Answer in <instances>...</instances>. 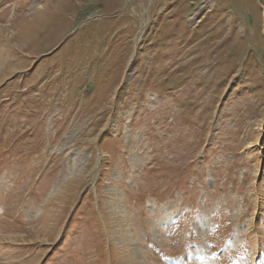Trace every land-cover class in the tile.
<instances>
[{"label":"rangeland","instance_id":"obj_1","mask_svg":"<svg viewBox=\"0 0 264 264\" xmlns=\"http://www.w3.org/2000/svg\"><path fill=\"white\" fill-rule=\"evenodd\" d=\"M0 264H264V0H0Z\"/></svg>","mask_w":264,"mask_h":264},{"label":"bare ground","instance_id":"obj_2","mask_svg":"<svg viewBox=\"0 0 264 264\" xmlns=\"http://www.w3.org/2000/svg\"><path fill=\"white\" fill-rule=\"evenodd\" d=\"M73 166H75V165H73Z\"/></svg>","mask_w":264,"mask_h":264}]
</instances>
